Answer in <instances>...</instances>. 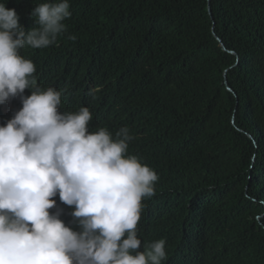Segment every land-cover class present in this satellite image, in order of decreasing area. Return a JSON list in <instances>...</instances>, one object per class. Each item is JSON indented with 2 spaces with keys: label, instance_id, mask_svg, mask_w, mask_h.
Masks as SVG:
<instances>
[{
  "label": "clouds",
  "instance_id": "1",
  "mask_svg": "<svg viewBox=\"0 0 264 264\" xmlns=\"http://www.w3.org/2000/svg\"><path fill=\"white\" fill-rule=\"evenodd\" d=\"M117 23L98 0H0V264H184L196 146L172 114L193 92L179 106Z\"/></svg>",
  "mask_w": 264,
  "mask_h": 264
},
{
  "label": "trees",
  "instance_id": "2",
  "mask_svg": "<svg viewBox=\"0 0 264 264\" xmlns=\"http://www.w3.org/2000/svg\"><path fill=\"white\" fill-rule=\"evenodd\" d=\"M98 1L112 31L134 32L141 63L158 57L187 87L179 106L193 92L172 122L196 146L182 182L199 221L174 263L264 264V0Z\"/></svg>",
  "mask_w": 264,
  "mask_h": 264
},
{
  "label": "water",
  "instance_id": "3",
  "mask_svg": "<svg viewBox=\"0 0 264 264\" xmlns=\"http://www.w3.org/2000/svg\"><path fill=\"white\" fill-rule=\"evenodd\" d=\"M212 31H213V27H212ZM216 40H217V42L219 43V45H220V47L222 48V50L225 51V49H224L222 43L220 42V40H219L218 38H216ZM229 53H231V52H229Z\"/></svg>",
  "mask_w": 264,
  "mask_h": 264
}]
</instances>
